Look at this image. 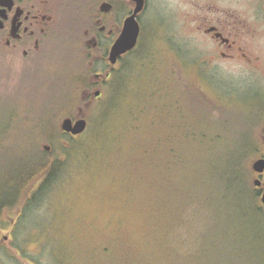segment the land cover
Listing matches in <instances>:
<instances>
[{
	"label": "rangeland",
	"instance_id": "obj_1",
	"mask_svg": "<svg viewBox=\"0 0 264 264\" xmlns=\"http://www.w3.org/2000/svg\"><path fill=\"white\" fill-rule=\"evenodd\" d=\"M193 5L149 0L136 50L87 97L71 87L81 69L65 55L47 68L54 79L46 74L39 94H15L12 80L0 78V202L23 170L51 164L14 200L25 204L22 216L18 205L0 213V264H264V204L254 190L221 185L238 175L239 154L256 146L248 132L264 105V64H207L206 43L188 26ZM179 43L194 62L174 52ZM163 49L175 58L164 59ZM66 95L77 101L65 103ZM79 116L84 130L63 132V120ZM116 178L130 202L125 232L80 236L73 214Z\"/></svg>",
	"mask_w": 264,
	"mask_h": 264
},
{
	"label": "flooded vegetation",
	"instance_id": "obj_2",
	"mask_svg": "<svg viewBox=\"0 0 264 264\" xmlns=\"http://www.w3.org/2000/svg\"><path fill=\"white\" fill-rule=\"evenodd\" d=\"M148 1L143 0L142 9L135 13L137 0H0V78L12 80L11 90L15 94L37 93L44 89L42 80L46 74L48 79L53 78L47 68L52 67V63L56 66L60 62L57 60L65 55L80 67L81 70L76 71L74 77L78 75L84 80L80 84V94L87 97L93 87L108 86L110 80H107L113 78L114 72L116 74V70L120 69L118 67L124 56L136 50L143 29L142 12ZM190 1L194 5L186 13L188 26L194 30L197 38L206 43L202 48L209 55L204 58L207 64L217 58L247 64L253 68L264 64V0H189V3ZM131 16L140 28L137 43L132 49L117 56L115 63H111V47ZM184 44L186 46L182 43L174 45V52L189 62H194L195 55L189 45ZM162 51L164 59L175 58L172 52L165 49ZM196 56L203 59L199 54ZM95 59L100 62L99 66H95ZM199 72L201 77L206 73L202 70ZM91 73L93 79L90 78ZM196 73L198 74V70ZM59 77V74L56 75L57 79ZM76 82L70 84L74 89ZM93 94L98 95L95 97L97 98L101 91L96 90ZM75 101L77 100L74 99L71 104ZM144 110L147 109L143 106L138 109L140 116H135L137 124L132 122L134 128L139 126L141 114L146 115ZM72 119L74 121L77 118ZM255 119L257 124L254 125V130L251 128L252 139L256 141V146L251 149L252 162L264 159V105ZM251 172L254 177V186L251 188L260 201L264 169L256 171L252 168ZM116 180V185L112 187L94 189L91 192L93 200L90 206L73 214L75 231L80 236L115 239L125 232V215L130 202L121 183L117 178ZM254 180H259L261 184L256 185ZM26 182V178L21 180L15 197L26 190ZM14 199L7 205L2 203L0 213L18 205L15 213L21 212L19 215L22 216L25 204L23 201L16 204ZM69 227L72 230L74 225L70 224ZM1 236L7 238L0 228ZM100 243L104 244L103 241ZM103 246L98 244L94 250H101ZM94 250H91L92 253Z\"/></svg>",
	"mask_w": 264,
	"mask_h": 264
},
{
	"label": "water",
	"instance_id": "obj_3",
	"mask_svg": "<svg viewBox=\"0 0 264 264\" xmlns=\"http://www.w3.org/2000/svg\"><path fill=\"white\" fill-rule=\"evenodd\" d=\"M143 7V0H137V5L134 9V12H138ZM139 24L135 21L134 17L131 16L128 18L123 26V29L111 47L110 53H109V60L111 63H115L117 56L121 55L122 53H125L126 51L132 49L138 39L139 35ZM87 125V120L84 117H78L73 121L72 118L67 117L62 122V128L65 131H69L73 134L80 133L84 130V128ZM46 149H49L50 147L48 145L44 146ZM251 167L256 171H262L264 169V159H257L252 162ZM254 183L256 185H260L261 182L259 180H254ZM262 194H261V202L264 204V179L262 182Z\"/></svg>",
	"mask_w": 264,
	"mask_h": 264
},
{
	"label": "trees",
	"instance_id": "obj_4",
	"mask_svg": "<svg viewBox=\"0 0 264 264\" xmlns=\"http://www.w3.org/2000/svg\"><path fill=\"white\" fill-rule=\"evenodd\" d=\"M76 79H77V84H76V88H77V92H78V89H80V84H81V82L82 81H84L80 76H78V75H76V77H75ZM75 88V89H76ZM74 89V90H75ZM71 93H72V91H70ZM70 92H68V93H70ZM67 93V94H68ZM79 94H80V90H79V92H78ZM79 94H77L76 96L78 97L79 96ZM68 97H69V95H67ZM71 97V96H70ZM69 97V98H70ZM73 98V97H72ZM74 99V98H73ZM71 101V100H70ZM233 156V155H232ZM246 156L247 157H249V154H242V156H239V164L240 165H238L239 166V169H238V175L235 173V172H233V175H231V177H228L227 176V178H221V185H223V186H225V185H227V187H231L232 185H235V184H238L239 185V187H240V189L242 190V191H245L246 193H248L250 196H254V195H252V192H253V189L251 188V184L249 183V178H248V176H247V169H248V166H249V164H251L250 162H251V160L249 161V162H247V160L248 159H246ZM243 165V166H242ZM242 167H244V169H245V173H244V171H243V169H242ZM48 170H49V168H48ZM22 177H20V178H16V180H15V182H14V184H13V186H12V189H11V191L9 190V193H4V198H9L10 197V200L11 199H13L14 198V196L16 195V193L18 192L17 191V187H18V185L20 184V182H21V180L22 179H24V178H26L28 175H26L27 174V171L26 170H23L22 172ZM44 172H42V173H40L39 175H38V177L40 176V175H42ZM234 176H235V178H234ZM37 178V177H36ZM35 179V176L34 175H31L30 177H28V180H27V184H26V189H27V187H28V184H30L31 183V181L32 180H34ZM231 189V188H230ZM224 190H226V189H224ZM20 196H17L14 200H16V199H18ZM9 200V201H10ZM9 201L8 202H4L3 204L4 205H7V204H9ZM255 238H256V236H255ZM257 239V238H256Z\"/></svg>",
	"mask_w": 264,
	"mask_h": 264
},
{
	"label": "bare ground",
	"instance_id": "obj_5",
	"mask_svg": "<svg viewBox=\"0 0 264 264\" xmlns=\"http://www.w3.org/2000/svg\"><path fill=\"white\" fill-rule=\"evenodd\" d=\"M44 90V89H43ZM43 90H41V91H39V92H37V93H34V94H39V93H41ZM71 100V101H70ZM72 101H74V100H72V97H68L67 95H66V99L64 100V102L65 103H67V102H69V103H71ZM63 102V103H64ZM64 109H62L61 111H63ZM251 132V130H249V132L248 133H250ZM41 137V136H40ZM251 152V149L249 150V151H247V152H244V153H241V154H239V156H242V154H249ZM45 162H46V160H45ZM44 162V164H42L38 169H36L35 171H33V172H31L27 177H26V179L28 180V177H30L34 172H36L37 170H40V169H42L43 167H48V168H50L49 167V165H51V164H49L48 162H46L45 163ZM53 165V164H52ZM240 165V164H239ZM243 166V165H242ZM56 167H58V166H55V168ZM55 168L53 169V174H54V172H55ZM242 169H243V171H244V173H245V169H244V167H242ZM46 174H49L48 172H46V171H44ZM232 175H233V173H232ZM249 177V176H248ZM234 178H235V176H234ZM26 184H27V182H26ZM29 185V184H28ZM240 190V187H239V185L238 184H235V185H232L230 188H234V189H236V187ZM14 198H16L15 196H14ZM10 200V197L9 198H2V200H1V202H0V205L2 204V203H4V202H7V201H9Z\"/></svg>",
	"mask_w": 264,
	"mask_h": 264
}]
</instances>
